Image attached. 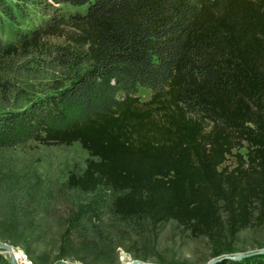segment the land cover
Here are the masks:
<instances>
[{"label":"trees","instance_id":"16d2710c","mask_svg":"<svg viewBox=\"0 0 264 264\" xmlns=\"http://www.w3.org/2000/svg\"><path fill=\"white\" fill-rule=\"evenodd\" d=\"M61 5L86 11L65 19L53 14ZM29 7L53 15L25 33ZM48 36L65 41L58 54L71 72L0 117V149L80 144L89 159L70 188L110 190L121 221L176 222L215 258L264 226V0H0V73ZM24 202L7 201L17 230L0 240L29 256L38 230L34 220L23 229ZM0 264L10 262L0 254ZM216 264H264V254Z\"/></svg>","mask_w":264,"mask_h":264},{"label":"rangeland","instance_id":"374dc122","mask_svg":"<svg viewBox=\"0 0 264 264\" xmlns=\"http://www.w3.org/2000/svg\"><path fill=\"white\" fill-rule=\"evenodd\" d=\"M56 8L53 14L65 19L86 11L85 7L72 5ZM28 11L29 14L21 18L20 28L25 33L45 25L53 15L51 12L45 16L33 7ZM16 33L6 30L4 39L15 41ZM64 45L62 38L48 36L37 50L5 62L0 73L1 82L6 84L5 90L0 87V117L27 109L49 94L56 81L67 79L71 70L60 64L58 54L59 47ZM138 95L145 101L151 92L140 89ZM88 159L89 154L78 143L49 147L31 144L0 149V232L14 233L17 230L6 224L9 198L16 194L25 198V209L30 217L25 218L22 227L30 228L34 220V230H38L32 244L33 255L28 256L32 264L62 261L74 264H130L135 261L208 264L215 259L207 238H193L176 222L153 224L143 218L121 221L111 209L115 196L112 191L101 189L89 194L70 188L69 176L80 174ZM98 230L103 233L104 241L102 236L92 238ZM89 231H92L91 238H83L81 232ZM109 245L111 248L105 249ZM13 248L27 252L22 246ZM262 249L264 226L241 232L232 251L225 255L250 254ZM61 253L68 257L59 260ZM0 254L10 262L6 252L0 250Z\"/></svg>","mask_w":264,"mask_h":264},{"label":"water","instance_id":"95a60500","mask_svg":"<svg viewBox=\"0 0 264 264\" xmlns=\"http://www.w3.org/2000/svg\"><path fill=\"white\" fill-rule=\"evenodd\" d=\"M0 250L6 252L8 254L9 259H10V264H19L17 261L16 254H15L16 253L15 249L11 245H9L7 243L0 242ZM263 254H264V249L259 250V251L254 252V253H250V254H242V255H237V256L225 255V256L211 260L208 264H216L217 262H219L222 259L223 260H242L244 258L252 257L255 255H263ZM56 264H74V263L62 261V262H59ZM130 264H149V263H143V262L135 261V262H132Z\"/></svg>","mask_w":264,"mask_h":264},{"label":"built area","instance_id":"2783aa9c","mask_svg":"<svg viewBox=\"0 0 264 264\" xmlns=\"http://www.w3.org/2000/svg\"><path fill=\"white\" fill-rule=\"evenodd\" d=\"M15 252L19 264H32L28 258V255L23 250L15 249Z\"/></svg>","mask_w":264,"mask_h":264},{"label":"bare ground","instance_id":"6f19581e","mask_svg":"<svg viewBox=\"0 0 264 264\" xmlns=\"http://www.w3.org/2000/svg\"><path fill=\"white\" fill-rule=\"evenodd\" d=\"M17 257V256H16Z\"/></svg>","mask_w":264,"mask_h":264}]
</instances>
